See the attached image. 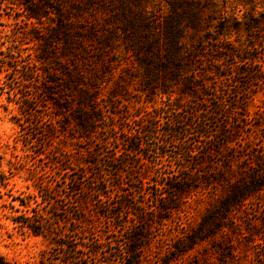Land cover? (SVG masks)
I'll use <instances>...</instances> for the list:
<instances>
[{
	"label": "trees",
	"instance_id": "trees-1",
	"mask_svg": "<svg viewBox=\"0 0 264 264\" xmlns=\"http://www.w3.org/2000/svg\"><path fill=\"white\" fill-rule=\"evenodd\" d=\"M162 1L165 6L161 10L149 9L146 0H12L9 3L22 10L27 21H35L38 26L32 27L36 31L33 36L35 52L26 55L29 59L22 65L7 70L17 73L23 86L32 89L38 102L49 109V123L46 122L44 130L47 138H55L57 129L75 145L72 156L61 153L58 156L63 162L52 163L56 180L78 167L71 160L73 155L83 157L81 166L85 171L96 163L102 145L110 144L108 140L100 143L98 136L102 132L114 134L117 130L113 122L120 106L115 102L132 104L127 99L132 85L148 106L144 114L147 118L134 116L128 120L130 124L138 127L137 123H142L144 125L139 128L144 131L148 122L165 119L161 116L165 114L169 119L161 123L159 132L162 138L177 142L178 153L174 151V155L182 152L193 156L196 142L207 148L189 177L183 174L187 168L179 164L161 178L162 184H155L164 193L152 212L154 221L138 210L142 203L135 202L131 217L120 222L123 203H114L105 189L94 191L99 198L97 202L103 205L101 217L109 219L113 226L123 223L125 233L138 229L143 233L127 240L122 264H140L150 246L152 223L167 222L191 195L210 194L208 188L215 192L209 198L213 206L193 230L170 245L167 254L175 253L167 262L178 260L208 241L215 247L213 240L218 233L228 231L229 225L234 229V233L228 232L229 238L238 236L244 246L254 248L256 235L241 230L237 216L252 201L264 199V145L255 152L246 148L250 158L236 154L224 156L218 169L199 170L202 160L208 159L209 164H213L210 158L219 152L237 151L234 145L246 121H258L250 125L254 129L264 128V99L250 110L252 94L259 84H264V54L260 50L263 45H242L231 39L232 26L228 22L231 16L217 9L214 0ZM262 4V13L255 11L257 16L247 24L248 32L264 25V2ZM7 62L2 63L1 68L8 66ZM239 75L246 76L243 98H236L231 105L224 95L223 89L228 88L225 81ZM156 97L160 99L157 107L154 106ZM19 100L18 122L22 129L31 113L25 104L29 99L20 96ZM209 122L218 130L214 135L207 132ZM223 124L230 125L232 130H225ZM150 128L157 166L166 155L160 152L166 143L156 140L154 125ZM128 132L131 136L132 126ZM193 132L200 135L201 142L188 143ZM112 138L114 143L122 141ZM130 140L126 147L131 145L129 152L135 153L138 146ZM247 142L252 145L251 141ZM238 148L243 154V147ZM112 152V161L123 157L122 151L114 149ZM181 160L174 161L175 165L179 161L183 163ZM235 160L240 164L238 169L224 164ZM125 164L120 163L118 170ZM147 177L146 174L139 176L141 188L134 187L133 193L143 195L142 187L149 186ZM102 182L107 183L105 179ZM122 196L125 198L127 194ZM19 206L26 205L19 201ZM221 222H228V227L220 225ZM140 223L143 224L137 227ZM24 226L38 235L32 225ZM227 245L230 252L226 261L229 262L237 253L234 242L228 241ZM0 264L4 263L0 260Z\"/></svg>",
	"mask_w": 264,
	"mask_h": 264
},
{
	"label": "rangeland",
	"instance_id": "rangeland-1",
	"mask_svg": "<svg viewBox=\"0 0 264 264\" xmlns=\"http://www.w3.org/2000/svg\"><path fill=\"white\" fill-rule=\"evenodd\" d=\"M11 1L0 0V260L4 264H122L127 240L140 235L141 232L138 229L134 233H125L123 223L118 222L119 226H113L109 219L101 217L103 205L97 202L99 198L94 191L105 189L114 198V203H123V209L120 208L123 220L120 222L131 217V207H134L135 202L142 203L138 210L154 221L155 214L152 212L164 193L157 189L155 184H162L161 178L167 176L168 172L179 164L187 168L183 174L189 177L191 172L196 170L195 165L207 148H204L203 143L196 142L197 148L193 156L183 155L182 152H179L178 156L174 155V151L178 153L177 142L171 138H162L159 132L161 123L169 119L165 114L161 115L165 119L148 122L144 131L139 128L144 124L137 123L138 127L130 124L128 120L134 116L145 118L148 106L143 97H138L134 91L135 86L132 85L127 98L132 104L128 105L127 101L119 100L115 102V105L120 106L113 122L117 130L114 134L102 132L98 136L100 143L107 140L110 143L102 145V156L100 155L96 163L85 171L81 166L83 157L73 155L71 160L78 167H73L74 172L60 175L56 180L52 163L63 162L58 156L61 153L72 156L75 145L68 137L58 133L57 129L55 138H47L44 130L49 123V109L38 102V96L32 89L23 86L17 73L7 70L8 67L22 65L29 59L26 55L35 52L33 36L36 31L32 27L38 26L35 21H27L25 13L9 4ZM214 1L217 9L231 16L228 20L232 26L231 39L242 45H263L260 50L264 54V25L260 24L257 31L246 30L247 24H251L250 20L257 16L256 12L262 13L264 0ZM146 6L149 9L161 10L165 4L162 0H146ZM6 61L8 66L1 68L2 63ZM245 82V75L235 76L234 79L227 78L225 81L228 88L223 89L224 95L231 105L236 98H243L242 87ZM20 96L29 99L25 104L27 111L31 113L22 129L18 122ZM251 99L250 110L253 111L264 99V84H259ZM159 104L160 99L156 97L154 106ZM255 123L259 122L246 121L243 133L234 145L237 151L229 150L224 154L219 152L210 158L213 164H209L208 159L202 160L203 165L199 170L218 169L219 164L224 161V156L236 154L250 158L246 148L253 152L259 151L264 145V128L250 127ZM151 125L157 128L156 140L166 143V147L160 149V152L166 155L162 156L157 166L154 164L158 157L153 149V136L149 134ZM223 125L225 130H232L230 125ZM130 126L134 129L131 136L128 132ZM216 130L209 122L207 132L214 135ZM112 137H118L119 141H122L114 143ZM129 139L138 146L135 153L129 152L131 145L126 147ZM187 140L190 144L194 141L201 142L202 138L193 132ZM238 147H243V154ZM114 149L123 152V157L117 161H112ZM178 159L181 161L175 165ZM122 162L126 164L119 171ZM224 164L233 170L240 167L236 160ZM142 174L148 175L149 186L142 187L143 195H137L132 190L134 187L141 188L138 181ZM102 179L107 181L106 185ZM210 189L208 188L210 194L205 192L198 193L195 197V194L191 195L178 211L170 215L167 222L160 225L152 223L150 246L145 250L144 259L140 264H224L223 261L226 264H264V199L252 201L237 216L241 230L256 235L254 248L244 246L238 236L229 238L228 232L234 233V229H231L228 222H221L222 226L229 225V229L218 233L213 240L215 247L211 245L212 241H208L178 260L167 262L175 253L167 254L170 245L184 233L193 230L202 215L213 206L209 203V198H212L215 192ZM123 194H127V197L123 198ZM19 201L26 206H19ZM30 217L32 219H29ZM26 224L32 225L38 235L28 230L24 226ZM142 224H137V227ZM228 241L234 242V250L237 253L229 262L226 261L230 252ZM216 245L219 248H216Z\"/></svg>",
	"mask_w": 264,
	"mask_h": 264
}]
</instances>
